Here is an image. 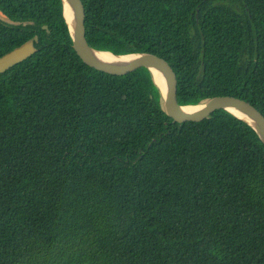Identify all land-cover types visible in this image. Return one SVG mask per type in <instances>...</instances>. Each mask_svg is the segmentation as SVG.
I'll return each instance as SVG.
<instances>
[{"label": "trees", "instance_id": "16d2710c", "mask_svg": "<svg viewBox=\"0 0 264 264\" xmlns=\"http://www.w3.org/2000/svg\"><path fill=\"white\" fill-rule=\"evenodd\" d=\"M88 44L151 52L177 99L264 115V0H81ZM0 264H264V144L225 109L174 122L146 67L72 48L61 0H0ZM45 27V28H44Z\"/></svg>", "mask_w": 264, "mask_h": 264}, {"label": "water", "instance_id": "95a60500", "mask_svg": "<svg viewBox=\"0 0 264 264\" xmlns=\"http://www.w3.org/2000/svg\"><path fill=\"white\" fill-rule=\"evenodd\" d=\"M61 2L63 17L72 40V48L85 65L115 76L146 67L152 73L153 79L161 92L162 104L166 114L174 122L201 121L210 117L216 109H225L252 127L264 144V115L248 101L233 95H218L200 104H180L177 99V75L173 67L164 58L151 52L119 55L92 48L86 38L85 10L81 0H61ZM0 21L12 23L1 10ZM37 41L38 38L34 36L22 45L2 55L0 57V74L33 55L36 52L34 43ZM103 54L114 56V59H106ZM157 75L163 86L157 79ZM195 107L198 108L190 109Z\"/></svg>", "mask_w": 264, "mask_h": 264}, {"label": "bare ground", "instance_id": "6f19581e", "mask_svg": "<svg viewBox=\"0 0 264 264\" xmlns=\"http://www.w3.org/2000/svg\"><path fill=\"white\" fill-rule=\"evenodd\" d=\"M103 56L106 58V59H109V60H113L114 59V56L112 57L111 55L109 54H103ZM157 79L159 80V82H161V86H163V83L162 81L160 80L159 76L157 75ZM198 107H195V108H190V109H197Z\"/></svg>", "mask_w": 264, "mask_h": 264}]
</instances>
